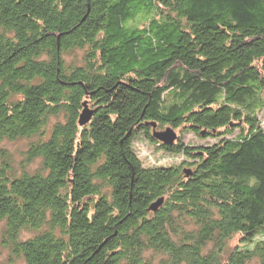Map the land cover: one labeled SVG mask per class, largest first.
<instances>
[{
	"label": "trees",
	"instance_id": "trees-1",
	"mask_svg": "<svg viewBox=\"0 0 264 264\" xmlns=\"http://www.w3.org/2000/svg\"><path fill=\"white\" fill-rule=\"evenodd\" d=\"M263 108L264 0H0V142L40 167L0 163L6 264H264Z\"/></svg>",
	"mask_w": 264,
	"mask_h": 264
},
{
	"label": "rangeland",
	"instance_id": "rangeland-1",
	"mask_svg": "<svg viewBox=\"0 0 264 264\" xmlns=\"http://www.w3.org/2000/svg\"><path fill=\"white\" fill-rule=\"evenodd\" d=\"M82 54H83L82 50H77L63 55L66 65L69 66L72 65L73 63H78L79 60H82V56H83ZM58 119L59 117L57 118L50 117L49 124H53L57 122ZM258 119L261 122V127L264 129V108L258 112ZM173 132L176 135V141L180 140L185 145L189 144L194 146H200V145L211 144L214 142V140L212 139H203V138L201 139L194 133L182 132L180 131V129L174 130ZM28 144L29 143L26 140H18L14 142L1 141L0 163L2 161H6V162L10 161L14 169L19 170L20 168H22V170H25L30 173L35 172L38 168H40L38 163L39 161L35 160L27 163L23 159V154ZM133 146L136 151L138 159L141 161V164L145 167L168 166L172 164L176 165L181 161H183V158L180 157L179 155L178 157H175L169 155L168 153H165L164 150H162L158 144L151 143L144 137L137 138L134 141ZM0 231H1V227H0ZM237 240H238V236H235L230 241L231 248L237 244ZM208 249H210V247ZM6 262H7V252L0 247V264H6ZM13 264H22V262L16 261Z\"/></svg>",
	"mask_w": 264,
	"mask_h": 264
},
{
	"label": "water",
	"instance_id": "water-1",
	"mask_svg": "<svg viewBox=\"0 0 264 264\" xmlns=\"http://www.w3.org/2000/svg\"><path fill=\"white\" fill-rule=\"evenodd\" d=\"M91 115L92 112L89 111L84 105V110L79 117V125H85L90 120ZM152 137L163 145H172L176 140V135L171 129H166L163 132H154ZM161 203L162 200H158L150 207V209L152 211L157 210Z\"/></svg>",
	"mask_w": 264,
	"mask_h": 264
}]
</instances>
